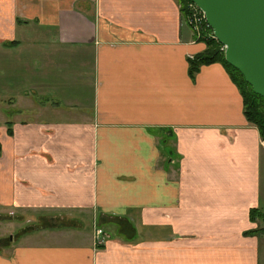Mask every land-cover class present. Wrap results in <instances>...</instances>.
<instances>
[{"label":"crops","instance_id":"1","mask_svg":"<svg viewBox=\"0 0 264 264\" xmlns=\"http://www.w3.org/2000/svg\"><path fill=\"white\" fill-rule=\"evenodd\" d=\"M206 48L178 0H0V212L83 224L0 264H261L264 141Z\"/></svg>","mask_w":264,"mask_h":264},{"label":"water","instance_id":"2","mask_svg":"<svg viewBox=\"0 0 264 264\" xmlns=\"http://www.w3.org/2000/svg\"><path fill=\"white\" fill-rule=\"evenodd\" d=\"M205 14L225 60L264 98V0H189Z\"/></svg>","mask_w":264,"mask_h":264},{"label":"trees","instance_id":"3","mask_svg":"<svg viewBox=\"0 0 264 264\" xmlns=\"http://www.w3.org/2000/svg\"><path fill=\"white\" fill-rule=\"evenodd\" d=\"M178 2L181 5L182 11L186 19L185 8L189 0H178ZM202 41H204L207 45L206 51L203 54L194 57L190 60V75L194 76L198 72L200 67L204 64H209L213 62L222 63V65L226 68L230 77L237 85L242 94L244 102V114L247 121L258 128L261 139L264 141V98L256 94L253 91L251 85H249L245 81L241 72L231 66L225 60L224 51L221 50V44L217 40L213 38H207ZM250 215L252 220L261 219L264 223L263 210L254 209L251 211ZM258 232L264 233V228L256 229L248 233L253 234Z\"/></svg>","mask_w":264,"mask_h":264},{"label":"rangeland","instance_id":"4","mask_svg":"<svg viewBox=\"0 0 264 264\" xmlns=\"http://www.w3.org/2000/svg\"><path fill=\"white\" fill-rule=\"evenodd\" d=\"M198 40V39H196ZM28 92V91H27ZM29 95L32 92L29 90ZM51 96H54L51 94ZM2 99H0V120L4 119V117L9 118L8 115L5 114L7 109L14 108L11 104H9L7 99L0 95ZM48 99H52L51 97ZM55 99V98H54ZM80 220V221H79ZM76 215H58V216H48L43 219L37 218L36 216L30 214H20V213H8V212H0V244L8 242V238L12 236V240L21 236L26 235L27 233L33 232L37 229L44 230H55L62 229L67 231L80 230L82 228V219ZM84 220H87L84 218ZM260 223L263 225V221L260 220ZM94 232L96 229L102 228L100 226L95 225ZM104 232V229H103ZM105 233V232H104ZM260 263L264 264V235L261 236V244H260Z\"/></svg>","mask_w":264,"mask_h":264},{"label":"built area","instance_id":"5","mask_svg":"<svg viewBox=\"0 0 264 264\" xmlns=\"http://www.w3.org/2000/svg\"><path fill=\"white\" fill-rule=\"evenodd\" d=\"M186 10V21L187 24L192 28L196 39L204 40L207 38H213L215 40L216 37L213 33L212 28L208 24L206 20V16L204 12L193 2L189 1L185 8ZM221 50L225 51V46L221 44ZM103 230L96 229V243L98 245H102L105 241L103 237Z\"/></svg>","mask_w":264,"mask_h":264},{"label":"flooded vegetation","instance_id":"6","mask_svg":"<svg viewBox=\"0 0 264 264\" xmlns=\"http://www.w3.org/2000/svg\"><path fill=\"white\" fill-rule=\"evenodd\" d=\"M94 227H95V225H94ZM100 229H102V228H100ZM103 230V229H102ZM104 234L105 233H103V237H104ZM95 238H96V230H95ZM104 239H105V237H104ZM8 240H12V236H10V238H8ZM106 240V239H105ZM105 244V241H104V243L102 244V245H104ZM102 245H99V246H102Z\"/></svg>","mask_w":264,"mask_h":264}]
</instances>
